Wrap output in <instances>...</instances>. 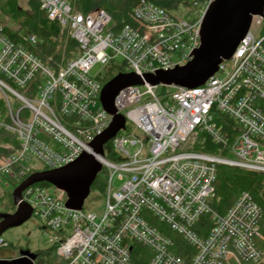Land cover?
Listing matches in <instances>:
<instances>
[{
  "label": "built area",
  "instance_id": "built-area-1",
  "mask_svg": "<svg viewBox=\"0 0 264 264\" xmlns=\"http://www.w3.org/2000/svg\"><path fill=\"white\" fill-rule=\"evenodd\" d=\"M34 1L68 29L79 52L68 63L47 65L0 28V100L5 98L9 110L0 108L6 138L0 142V185L6 187L92 152L88 144L113 119L100 102L104 84L99 77L106 68L116 64L121 73L140 75L185 65L199 47L201 18L213 2L193 0L200 17L187 21L140 0L131 23L118 29L105 10L84 14L68 0ZM263 28L264 18H256L232 58L200 87L164 86L161 94L162 85L144 84L118 93L114 104L126 122L107 143L119 160H108L106 153L98 157L107 170L100 215L69 208L67 195L55 187L52 194L53 186L34 184L23 191L57 256L67 264H132L137 243L150 252L146 264L263 261L256 244L262 209L251 195L241 193L223 215L210 205L218 165L264 173ZM26 41L37 43L33 35ZM99 64L102 70L92 75ZM12 98L22 104L16 112ZM207 139L214 150L200 148ZM133 146L139 148L131 154L127 149ZM170 234L192 249L188 259L175 253ZM8 246L0 238V253Z\"/></svg>",
  "mask_w": 264,
  "mask_h": 264
},
{
  "label": "water",
  "instance_id": "water-1",
  "mask_svg": "<svg viewBox=\"0 0 264 264\" xmlns=\"http://www.w3.org/2000/svg\"><path fill=\"white\" fill-rule=\"evenodd\" d=\"M256 18H264V0H213L202 15L200 44L189 62L153 74L119 73L104 84L100 102L113 117L110 126L88 144L92 152L82 153L76 161L62 168L34 172L14 188L12 198L16 211L0 213V238L7 230L23 225L32 217V208L22 194L34 184L48 183L67 195L69 208L83 209L93 183L103 170L98 157L105 156L104 146L125 128V117L117 112L114 104L121 90L144 84L186 89L204 85L217 74L224 60L232 58ZM36 259L37 254L22 250L16 258L0 259V264H35Z\"/></svg>",
  "mask_w": 264,
  "mask_h": 264
},
{
  "label": "trees",
  "instance_id": "trees-1",
  "mask_svg": "<svg viewBox=\"0 0 264 264\" xmlns=\"http://www.w3.org/2000/svg\"><path fill=\"white\" fill-rule=\"evenodd\" d=\"M68 1L76 12L87 14L95 9H102L109 12L116 28L120 29L126 24L131 23L130 14L140 0ZM148 1L153 2L169 12L178 10L180 6L192 7L193 4V0ZM0 28L5 37L14 43L22 44L47 65L55 66L61 62L68 63L76 57L79 52L78 43L72 38L68 29H63L58 22L50 20L46 11L41 8L40 3L34 0H0ZM23 31L26 32V35L22 34ZM27 35L35 36L37 43L35 45L29 44L26 41ZM123 71L124 69L121 66L112 64L106 68L102 76L99 77V80L103 84H106ZM164 92H166V87L163 86L161 87L160 93L164 94ZM1 104L2 101L0 100V105ZM5 139V135L0 131V142ZM200 148L205 151L215 149L209 139H207L205 144L200 146ZM105 150L108 160H119L118 155L112 149L111 143L105 146ZM0 152H4L3 148H0ZM39 185L52 187L48 183H40ZM106 185L107 170L103 168L93 183L91 190L98 188L100 192L103 193L105 192ZM214 190V198L210 205L214 211L221 215L228 212L238 196L243 192L249 193L252 199L261 207V238L256 240V244L263 255V261L260 264H264V173L226 165H218ZM196 231L198 230L196 229ZM170 236L177 244L175 253L180 257L188 259L187 253L192 252L189 245L182 237H178V235L170 234ZM132 247V264H146V257L147 255L150 257V252L137 243L132 244ZM36 254L37 259L35 264H67L65 260L57 256L56 246H52ZM245 264L253 263L249 262Z\"/></svg>",
  "mask_w": 264,
  "mask_h": 264
},
{
  "label": "rangeland",
  "instance_id": "rangeland-1",
  "mask_svg": "<svg viewBox=\"0 0 264 264\" xmlns=\"http://www.w3.org/2000/svg\"><path fill=\"white\" fill-rule=\"evenodd\" d=\"M24 5V3H23ZM200 9L191 6H180L178 10L174 11V15L181 20H196L200 17L199 12ZM204 11V10H203ZM253 24L256 25V19ZM264 29V28H263ZM22 34L26 35V32L23 31ZM264 35V30L261 32ZM122 58L118 57L116 62L118 64L122 63ZM102 70V66L99 64L95 66L92 70L91 74L96 75ZM142 91L145 90V87L141 88ZM4 98V97H3ZM11 105L13 110L16 112L22 104L20 101L12 98ZM1 110L4 113H7L8 106L5 98L2 99V104L0 105ZM3 147V144H1ZM138 146H133L128 148L127 150L133 154L138 150ZM1 153V152H0ZM31 166V165H28ZM34 166L39 170H42V167L35 162ZM14 185L10 187H6L4 185H0V213H13L16 211V206L13 203L12 192L14 190ZM50 192L52 194L56 193L54 187L51 188ZM105 207V192H100L98 188L91 190L90 195L85 200L83 210L85 212L93 213L100 215ZM1 239L8 243V247L5 248L3 252L0 253V257H8L10 259L16 258L20 255V251L28 250L32 253L42 252L53 246V243L50 241L48 236L44 234L43 227L40 222L31 217L27 222L23 225L15 228H11L7 230L2 236Z\"/></svg>",
  "mask_w": 264,
  "mask_h": 264
}]
</instances>
